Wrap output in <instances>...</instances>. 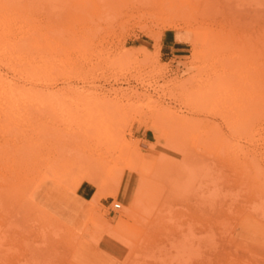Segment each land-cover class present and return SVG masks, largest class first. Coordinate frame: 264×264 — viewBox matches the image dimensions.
<instances>
[{
	"label": "rangeland",
	"instance_id": "374dc122",
	"mask_svg": "<svg viewBox=\"0 0 264 264\" xmlns=\"http://www.w3.org/2000/svg\"><path fill=\"white\" fill-rule=\"evenodd\" d=\"M77 1L0 0V175L11 173L13 193L24 192L43 176L53 184L59 159L81 154L89 160L85 182L95 188L82 223L61 222L82 238L93 263L61 240L55 243L65 254L53 251L65 264H161L150 245L164 215L178 208L199 225L229 220L218 227L223 247L247 258L235 257L240 264H264V216L250 213L264 205V0L191 1L203 9L173 0H97L85 12ZM172 36L178 50L165 54ZM183 159L189 164L178 169ZM213 173L225 175L216 187L219 217L202 200L209 187L202 178ZM121 175L130 181L124 204L116 197ZM69 185L54 196L76 181ZM138 188L154 194L150 208L136 198ZM106 197L108 207L99 203ZM244 221L260 224L257 235L241 228ZM11 231L12 249L0 242L10 249L8 256L0 248L4 257L14 251L9 259L31 255L28 264H47L37 250L44 229L36 238L26 227ZM105 238L120 246L116 254L103 248Z\"/></svg>",
	"mask_w": 264,
	"mask_h": 264
},
{
	"label": "bare ground",
	"instance_id": "6f19581e",
	"mask_svg": "<svg viewBox=\"0 0 264 264\" xmlns=\"http://www.w3.org/2000/svg\"><path fill=\"white\" fill-rule=\"evenodd\" d=\"M110 1H113V0H108L107 3H110ZM191 1L192 0H173V2H177L180 5V7H181V5H184V3L185 4L189 3L190 5H193V3ZM205 2L207 3V5H209L211 0H205ZM171 3H172V1H171ZM198 4L199 3H197L196 5L194 4L193 5L194 8ZM77 6L81 12L88 11L90 7H93V9H95V8H97L96 7L97 6V0H80V1L78 0ZM202 6H200V4H199V7L202 8ZM203 7H205V6H203ZM4 8H5V6H0V13L3 10H5ZM205 9L207 11V6ZM202 11H204V10H202ZM3 85H4V82L0 80V87L3 88ZM179 122L181 123V121H179ZM180 123H177V124H180ZM59 163H60V169H58V170L55 169L53 171L54 176H51L53 178V182H54L53 184H50L52 180L50 181L47 177L43 176L44 178L43 177L39 178L35 182L31 183V185L33 187L26 188V190H24V192H20V190H19V192L15 193V194L12 191L13 186H15L13 175L11 173L0 175V208L2 207L3 210L5 209V213H6L5 220H7V217H8V221L7 222L5 221L6 224L3 225L2 224L3 222L2 221H1L2 223L0 222V242L6 241L8 244L12 240V238L11 237H9V239L7 238L8 239V241H7L6 237L10 236L9 235L10 231L12 230L14 232L15 228H20V230H21V228L26 227L27 232L31 231V232H29L30 235H31V233L34 234L33 238L38 237L37 234H41V230L44 229L45 230V233H44L45 245H42V246L40 245L41 247L38 245L37 247L39 249H37V250H39V252H43L45 254V257L47 258V264H57L59 260L64 258L63 254H65V251H64L65 249L63 250L62 247L58 248V246H56L57 244L55 243L56 240H58V241L61 240L63 243L66 242L67 244H69L71 246V248L73 249V253L77 257V259H80L82 262H85V263H93L94 255H92L93 253L90 252L89 248L85 245L82 238L81 237L80 238L75 237V236H77V235H75L76 234L75 232H73L70 228L63 225L61 222H59L55 217H53L47 211L43 210L45 207H41L42 206L41 203H43V200L45 201L47 199H50V197H52V195H54V193L57 192L60 184L68 187V186H70L69 185L70 181L75 180L76 181V186L74 185L75 186L74 191H75L76 187L81 182L86 181V179H87V175H88V171H89L90 167L88 165L89 160L87 161L85 156L78 154L77 156L70 157V158L61 157L59 159ZM188 164H189V162L187 161V159H183L180 162H178L176 167H178V169H179V168H183L184 166H187ZM211 165H214V163L212 162ZM211 165H210V167H211ZM210 167H207L206 171L211 172L212 169ZM175 176H177V175H175ZM202 179H203L204 185L209 184V187L207 188L206 192L203 194V197H205V198H202V200L204 201V203L206 204L207 207L210 206L209 208L213 209V216L219 217L220 216L219 214L221 213L222 206H220V205L216 206L215 200L219 199V197L218 196L216 197L215 194L217 191L216 187L220 186L222 181L223 182L225 181V175H221V173H217L215 175L213 173L210 175V177L208 179L207 178L206 179L202 178ZM243 185L246 188H248V186H249L246 182H243ZM250 186H251V184H250ZM137 190H141V189L138 188ZM20 195H22L21 198L19 197ZM24 195H26V196L24 197ZM216 195H218V194H216ZM260 195H261V197H260L261 201L262 200L264 201V187L261 188V194ZM18 197L20 198V200L18 202H15L16 198H18ZM136 197H137V199L140 198L139 200H142V202L144 204H151V203H153V201H155L154 194H150V193L143 195L139 191L136 193ZM1 209H0V211H1ZM3 210L1 211L2 213L4 212ZM175 210H178V208L172 210V215H173V211H175ZM181 210H180V212L175 211L176 212V214L174 213L175 216L174 215L169 216L172 218L171 222L167 220V222H169V223H166V219H168L169 217L166 216L167 214L164 215V217L165 218L167 217V218L164 220L165 224L163 226L161 225L162 227L160 229H158L159 231H157L159 237L157 239H155L154 242H152L153 243L152 245H150L151 250H150L149 254L157 253L159 258L161 259V264H173V263H176L178 261L177 259L184 260L183 261L184 264H240L239 262L241 260L247 259L246 257H243L244 255H242V256L240 255L241 258L242 257L243 258L239 259V262H238V260H236L235 257L240 258L239 254H238L239 252L238 253L235 252L238 255L235 254L233 251L229 252V251H227L228 248L225 249L226 247L224 246L225 247L224 248L222 245L223 244L221 241L222 236L220 237V235L218 234V232H219L218 227H219L220 223L224 224V223L229 222V220H224V223H223L222 220L220 219L219 223H217V222L207 223V224L202 223L201 225H199L195 222L191 223V222L187 221V219H186L187 215L186 214L184 215L183 210L182 211ZM1 212H0V214H1ZM255 212L256 213L262 212L263 216H264V205L259 206L258 208H255L250 213H251V215L255 216L254 215ZM234 223H235V221H234ZM222 224L220 225L221 227L223 226ZM228 224H230V226H231V223H228ZM259 225L260 224L258 222H255V221L241 222V228L244 227L245 230H246V227L253 229L254 235H257V232H258L257 228L259 227ZM37 227H39L40 229L38 230ZM226 227H228V225H226L225 228L222 227L224 230L222 228H219V229H220V231L222 230L223 232L225 231V233H226ZM34 230H37V231H34ZM12 231H11V233H12ZM25 232H26V230H25ZM263 233H264V231H263ZM14 234H16V233L14 232ZM226 234H228V232ZM30 235H28V236L23 235V236H27L29 238ZM147 235H148V233H147ZM145 237H147V236H145ZM223 237L225 239V236H223ZM29 239L31 241L32 238H29ZM232 239L230 241H232ZM58 241H56V242H58ZM25 242H26V243H24L25 246L30 244V242H28V239H26V237H25ZM10 243H9V246L12 245V243L11 244ZM147 243H149V242H147ZM147 243H145V244H147ZM2 244L3 243L0 244L1 245L0 248L2 247L1 250L4 249V253L6 252V254H7L6 249L10 251V249H8L9 246L6 244V246H4V247H6V249H5L3 247L4 244L3 245ZM142 245H144V244H142ZM53 247H55V248H53ZM238 247H240V246H238ZM9 248L12 249V246H10ZM56 248H58L57 251H59V249L62 248L61 251H63L64 253L58 254L59 252L58 253L54 252L53 250ZM231 248H234V247H231ZM253 248H254V246H253ZM1 250H0V253L3 255V258L7 259L9 254H7L8 255L7 257H4V253ZM67 250L68 249H66V257L68 254ZM70 250H68V251H70ZM12 252H14V251H12ZM12 252L10 254V257L13 255ZM22 252H24V251H22ZM18 253L19 252H17V255H19ZM26 253L30 254V252H26ZM233 253H234V255H233ZM14 254H16V253L14 252ZM69 254H70V252H69ZM2 255H1L0 259H2ZM22 255H23V253H22ZM13 256H15V255H13ZM150 256H152V255H150ZM10 257H8V259H7L8 261L7 260L5 261V264H14V263L15 264H23V263L28 264L29 259L31 260V258H32V256L29 255L28 258L26 257L27 259L24 258L25 260L20 261L19 259H14L15 257L14 258L12 257L13 259L12 258L9 259ZM249 257H250V255H249ZM3 260H5V259H3ZM15 260H17V261H15ZM250 260H251V258H250ZM65 261H62L61 264H63ZM68 262H65V263H68ZM250 262H252V261H250ZM59 263H60V261H59ZM241 263L244 264V261ZM70 264H73V263L70 262Z\"/></svg>",
	"mask_w": 264,
	"mask_h": 264
},
{
	"label": "crops",
	"instance_id": "0c3cea01",
	"mask_svg": "<svg viewBox=\"0 0 264 264\" xmlns=\"http://www.w3.org/2000/svg\"><path fill=\"white\" fill-rule=\"evenodd\" d=\"M175 37L172 36L162 46L165 54H173V51L178 50ZM122 176V175H121ZM121 179V181H120ZM119 179V187L117 192V199L121 203H126L130 192V181L125 176ZM74 190H65L59 196L50 197V199L43 200L42 206L51 212V214L57 218L60 222L67 226L75 227L79 223H82V218L86 216L83 213L85 207L89 204V201L95 193V188L88 182H81ZM140 190H137L139 192ZM136 192V193H137ZM137 198V197H136ZM137 200V199H136ZM135 200V202H136ZM99 203L108 207L111 204L110 198H101ZM151 204H144L143 209L150 208ZM103 248L106 251L116 254V251L120 249V246L116 244L111 238H105L102 241Z\"/></svg>",
	"mask_w": 264,
	"mask_h": 264
},
{
	"label": "built area",
	"instance_id": "2783aa9c",
	"mask_svg": "<svg viewBox=\"0 0 264 264\" xmlns=\"http://www.w3.org/2000/svg\"><path fill=\"white\" fill-rule=\"evenodd\" d=\"M112 208L118 209V208H120V204L119 203H113Z\"/></svg>",
	"mask_w": 264,
	"mask_h": 264
}]
</instances>
